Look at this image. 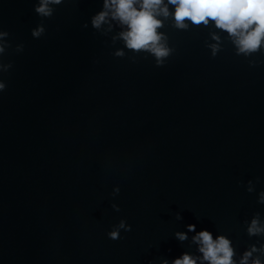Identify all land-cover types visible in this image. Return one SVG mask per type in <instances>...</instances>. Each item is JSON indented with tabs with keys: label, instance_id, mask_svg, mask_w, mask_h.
<instances>
[{
	"label": "water",
	"instance_id": "obj_1",
	"mask_svg": "<svg viewBox=\"0 0 264 264\" xmlns=\"http://www.w3.org/2000/svg\"><path fill=\"white\" fill-rule=\"evenodd\" d=\"M39 5L0 0V264H210L203 230L264 264V39L164 0L158 58L111 9L93 26L104 0Z\"/></svg>",
	"mask_w": 264,
	"mask_h": 264
},
{
	"label": "clouds",
	"instance_id": "obj_2",
	"mask_svg": "<svg viewBox=\"0 0 264 264\" xmlns=\"http://www.w3.org/2000/svg\"><path fill=\"white\" fill-rule=\"evenodd\" d=\"M138 2L139 0H104L106 10L97 14L92 24L95 28H99L109 16L107 10L111 9L112 18L128 26L129 30L121 33L128 48L149 49L158 58L164 57L168 54L167 49L158 46L161 37L156 31L162 21L156 17L161 13L168 16V8L167 6L161 8L164 0H142L140 7L137 8L135 5ZM60 3L62 0H40V5L35 11L41 16L51 17L53 9L49 5ZM168 3L175 6L174 18L178 27H186L184 23L186 20L196 25L201 23L207 25L209 20H213L218 28L238 37L236 42L241 52H255L264 39V0H168ZM43 32L44 28L41 27L34 31L33 35L39 37ZM0 51L3 49L0 48ZM3 88L4 85L0 84V89ZM115 191L118 193L120 189L117 188ZM120 227H125L123 221ZM195 229L194 224L188 225L189 231H195ZM128 231H131V225L128 226ZM257 231L260 229L256 227V221H253L249 232L255 234ZM176 235L182 241L187 239L186 233ZM109 237L113 240L120 239L118 231L109 233ZM194 240L200 243L199 250L203 253L205 261H209L210 264H233L234 253L230 247V241L224 236L213 240L212 233L203 230L194 237ZM249 256L251 252L245 254L242 264H247ZM163 264H169V262L165 260ZM173 264H197V261L185 253L182 258L175 259ZM255 264H260V261L257 260Z\"/></svg>",
	"mask_w": 264,
	"mask_h": 264
}]
</instances>
